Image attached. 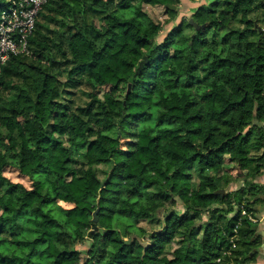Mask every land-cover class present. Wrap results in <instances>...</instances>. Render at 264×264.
<instances>
[{
	"label": "trees",
	"instance_id": "trees-1",
	"mask_svg": "<svg viewBox=\"0 0 264 264\" xmlns=\"http://www.w3.org/2000/svg\"><path fill=\"white\" fill-rule=\"evenodd\" d=\"M180 1L38 12L0 72V264L255 258L263 238L240 210L264 194V0L201 3L161 36L143 6L170 23Z\"/></svg>",
	"mask_w": 264,
	"mask_h": 264
},
{
	"label": "built area",
	"instance_id": "built-area-1",
	"mask_svg": "<svg viewBox=\"0 0 264 264\" xmlns=\"http://www.w3.org/2000/svg\"><path fill=\"white\" fill-rule=\"evenodd\" d=\"M6 1L8 6L0 13V72L2 65L10 56L28 52V38L34 29L38 12L47 2V0ZM240 215L247 216L253 223L258 221L243 206H241ZM236 228L237 226L234 232Z\"/></svg>",
	"mask_w": 264,
	"mask_h": 264
},
{
	"label": "rangeland",
	"instance_id": "rangeland-1",
	"mask_svg": "<svg viewBox=\"0 0 264 264\" xmlns=\"http://www.w3.org/2000/svg\"><path fill=\"white\" fill-rule=\"evenodd\" d=\"M208 1H211V0H181L177 4V8H179L178 16L175 20L171 21L170 23H166L167 20L169 19V15L167 13H165L164 7L159 6V5H153V6L152 5H144L143 8H144L145 12L154 21L159 22L162 25L163 29H162L161 36H163L172 27V24L178 22L179 18L182 15H185L186 17L189 18V16L191 15L192 12H194V10L197 6H199L201 3H207ZM123 142H125V141H123ZM228 166H230V165H228ZM237 172H238V170H237ZM241 173H243V171H241ZM5 175L8 177H11V179L13 181H20V182H23V184L25 186H29L28 180L26 178H19L17 173H13V174L5 173ZM233 175H235V173H233ZM244 180H245V178H243V175L237 176V185L236 186L239 187V186L244 185ZM59 203L62 206H66L69 204V199L66 196H61ZM176 208L179 209V207H176ZM139 225L144 227V228H148V229H152V227H153V226L148 225L144 222H141ZM168 257H169V255L166 258H168Z\"/></svg>",
	"mask_w": 264,
	"mask_h": 264
},
{
	"label": "crops",
	"instance_id": "crops-1",
	"mask_svg": "<svg viewBox=\"0 0 264 264\" xmlns=\"http://www.w3.org/2000/svg\"><path fill=\"white\" fill-rule=\"evenodd\" d=\"M256 182L264 185V173L260 175ZM237 186L233 185L231 189H235ZM262 202L256 206V211L254 212V217L258 220L255 223V229L260 233L263 238V242L256 251L255 258L248 264H264V194L261 195Z\"/></svg>",
	"mask_w": 264,
	"mask_h": 264
},
{
	"label": "water",
	"instance_id": "water-1",
	"mask_svg": "<svg viewBox=\"0 0 264 264\" xmlns=\"http://www.w3.org/2000/svg\"><path fill=\"white\" fill-rule=\"evenodd\" d=\"M170 7L173 9L175 6L171 5ZM189 23L194 24L192 18L189 19ZM129 89H130V85H128L126 95L128 94ZM237 170H238V172H237L238 176L243 175V173H241V170H240L239 165L237 166ZM96 213H97V210L94 211V213H93V220H94V221H96Z\"/></svg>",
	"mask_w": 264,
	"mask_h": 264
}]
</instances>
